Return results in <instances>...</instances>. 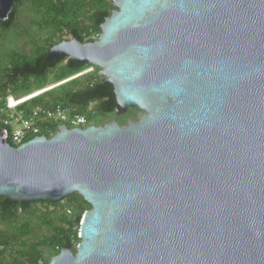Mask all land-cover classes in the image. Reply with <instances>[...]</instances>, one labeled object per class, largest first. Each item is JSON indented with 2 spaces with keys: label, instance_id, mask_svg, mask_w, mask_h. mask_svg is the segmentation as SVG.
Listing matches in <instances>:
<instances>
[{
  "label": "water",
  "instance_id": "obj_1",
  "mask_svg": "<svg viewBox=\"0 0 264 264\" xmlns=\"http://www.w3.org/2000/svg\"><path fill=\"white\" fill-rule=\"evenodd\" d=\"M17 0H0V21ZM92 41L46 61L100 67L118 114L14 146L0 195L91 205L49 264H264V0H114Z\"/></svg>",
  "mask_w": 264,
  "mask_h": 264
},
{
  "label": "trees",
  "instance_id": "obj_2",
  "mask_svg": "<svg viewBox=\"0 0 264 264\" xmlns=\"http://www.w3.org/2000/svg\"><path fill=\"white\" fill-rule=\"evenodd\" d=\"M22 1L17 0L15 9L8 21H0L1 28L8 29L15 23L18 4ZM44 8L48 16L55 15V21L59 20V22H62L60 18L73 12V18L61 24V28L83 41H92L97 39L93 37L94 35L98 37L101 34L102 24L112 14L115 7L114 0H72L71 2L60 0V2H53V5ZM51 22L49 20L46 23L52 26ZM61 40L63 39H59V41ZM59 41L47 37L49 44L47 46L36 44V49L34 53H31L32 55L27 53L20 56L13 53L7 72L0 69V95L17 93L19 89L27 87L31 78L44 82L50 71L66 60V66L57 74V80L38 89L44 91L27 100L23 105L40 102L46 104L62 102L83 113L91 101H97L98 115L116 112L118 101L115 86L107 77L99 74L98 66L83 64L66 57L46 61L48 50ZM90 67H94L92 72L74 77ZM64 80L67 81L62 82ZM59 82L62 83L51 86ZM31 93L33 92H29L25 96ZM64 200H69V206H72L74 211L76 210L73 217L69 216V213L58 210L59 205ZM62 201L50 199L37 201L47 204L44 212L38 216V220L42 229L47 230L50 234L37 240H31L29 236L35 232L32 222L27 218L22 220L19 218L20 214L29 211L36 201H15L0 195V220L8 223L5 228H0V247H2L0 248V264H5L1 258L3 255L6 256V252H9L11 264H49L51 259L45 256V249L53 253V256L68 245L75 250V243L81 240L79 233L83 215L92 208V205L78 192L66 196ZM15 222L16 225L13 227Z\"/></svg>",
  "mask_w": 264,
  "mask_h": 264
},
{
  "label": "rangeland",
  "instance_id": "obj_3",
  "mask_svg": "<svg viewBox=\"0 0 264 264\" xmlns=\"http://www.w3.org/2000/svg\"><path fill=\"white\" fill-rule=\"evenodd\" d=\"M71 1L72 0H68V2ZM53 2L58 3L60 2V0H23L18 4V13L15 23L8 29H3L0 27V69H2L4 72H7L10 57L13 53H17L20 56L27 53H34L36 44H41L42 46H47L49 44L47 42V37L53 38L58 41L59 39H71L74 37L69 31L64 30L60 26L61 24H64V22H67L68 20H71L73 18V12L67 13L66 17L60 18L62 19V22H59V20L55 21L56 16H48L46 13V9L44 8L48 5H53ZM49 20L52 21V26H49L48 23H46ZM62 29L64 30L63 32L61 31ZM65 66L66 60L61 62L54 70H51L44 82H40L35 78H31L26 88H21L17 93L11 94L25 96V94L29 92H33L31 94H34L35 92L42 91L43 89H38L54 83L57 80V74L59 73V71L63 70ZM100 69L101 68L98 67L99 71ZM62 82L55 83L51 86L53 87ZM144 112L145 111L139 107H133L130 108L126 113L118 114L117 112H114L104 115H98L92 120L91 124L104 125L110 121L116 120L120 124L126 125L129 123V121H137ZM37 201L32 204L29 211L22 212L19 218L21 220L27 218L32 222V226L35 232L32 236H29L31 240H37L39 238H42L43 236L50 234V232H48L47 230L42 229L40 221L38 220V216L41 214V212H44L47 204ZM69 207L73 209L72 206H69V200H64L59 205L58 210L68 213L67 209ZM74 214H76V210L74 211L73 209V213L69 214V216L73 217ZM6 225H8L7 222L0 220V228H5ZM15 225L16 222L13 224V227ZM78 243L79 242L75 243V248L77 247ZM44 251L45 256L51 259L53 253H51L48 249H45ZM4 256L5 255H3V257L1 258L2 261H4L5 264H11V257L9 255V252H6V256Z\"/></svg>",
  "mask_w": 264,
  "mask_h": 264
},
{
  "label": "built area",
  "instance_id": "obj_4",
  "mask_svg": "<svg viewBox=\"0 0 264 264\" xmlns=\"http://www.w3.org/2000/svg\"><path fill=\"white\" fill-rule=\"evenodd\" d=\"M97 38V36H93ZM94 67H90L74 77L92 72ZM17 97L14 94L0 95V128L3 138L8 140L14 146H19L26 141L39 135L53 136L62 124L69 127L91 124V120L98 116L96 110L97 101H91L83 113L77 111L73 106H67L62 102L52 104L32 103L23 105L32 95L36 96L42 93ZM33 96V97H34ZM28 98V99H27ZM68 213L72 214L73 209L69 207Z\"/></svg>",
  "mask_w": 264,
  "mask_h": 264
},
{
  "label": "bare ground",
  "instance_id": "obj_5",
  "mask_svg": "<svg viewBox=\"0 0 264 264\" xmlns=\"http://www.w3.org/2000/svg\"><path fill=\"white\" fill-rule=\"evenodd\" d=\"M67 80H68V79H67ZM67 80H65V81H67ZM65 81H63V82H65ZM30 95H31V94H30ZM33 96H34V95H32V96H30V97H28V98H31V97H33ZM28 98H27V99H28Z\"/></svg>",
  "mask_w": 264,
  "mask_h": 264
}]
</instances>
